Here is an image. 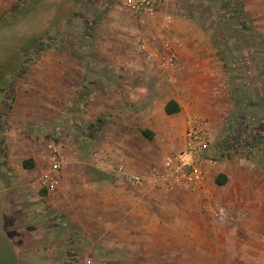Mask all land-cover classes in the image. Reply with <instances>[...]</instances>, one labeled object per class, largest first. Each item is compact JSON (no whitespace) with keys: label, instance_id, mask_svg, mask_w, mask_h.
I'll return each instance as SVG.
<instances>
[{"label":"crops","instance_id":"1","mask_svg":"<svg viewBox=\"0 0 264 264\" xmlns=\"http://www.w3.org/2000/svg\"><path fill=\"white\" fill-rule=\"evenodd\" d=\"M104 1L105 8L88 16L82 50L99 52L100 58L47 56L36 66L43 88L36 93L24 82L28 92L16 97L7 172L0 174V238L15 245L9 262L21 264L29 256L24 253L51 245L46 240H104L99 264H264V175L249 184L252 179L237 164L224 160L204 167V190L166 191L129 182L130 174L160 169L185 148L192 112L206 120L211 146L220 116L208 111L214 102L208 95L194 98L176 88L171 73L159 66L168 41L157 47L152 39L162 34L178 39L169 44L181 66L198 69L204 77L219 63L209 57L199 26L189 18L169 15L163 7L136 15L124 0ZM8 2L0 0V18ZM13 27L3 23L0 31ZM197 38L199 43L188 44ZM110 53L119 60L105 59ZM112 69L124 71L108 75ZM139 69L162 70L163 75L145 82L130 75ZM171 101L180 111L168 115ZM143 136L154 142L160 160H146ZM51 137L62 144L64 166L56 186L48 189L39 182L52 164L46 149ZM208 155L214 157L211 148ZM119 164L125 173L118 171ZM220 177L223 185L217 184ZM207 199L213 202L211 214L204 212Z\"/></svg>","mask_w":264,"mask_h":264},{"label":"rangeland","instance_id":"2","mask_svg":"<svg viewBox=\"0 0 264 264\" xmlns=\"http://www.w3.org/2000/svg\"><path fill=\"white\" fill-rule=\"evenodd\" d=\"M5 1L9 2L2 6L5 11L0 26L12 23L15 27L7 29V33L0 31V174L7 172L4 161L13 129L11 120L16 97L28 92L23 83L29 82L36 93L43 88L37 79L42 71L36 66L47 56L51 59L59 56L66 61H86L101 56L99 52L82 50L87 46L84 38L88 16L105 8L106 4L104 0H42L41 5V0ZM166 1L164 4V0H159L158 11L163 7L169 15L187 17L198 25V32L211 50L209 57L219 63L209 68L208 76L204 77L198 69L182 67L178 59L176 69H167L165 73L171 74L166 76H171L177 89L188 90L194 98L204 94L213 99V107L208 111L220 115L211 146L213 158L237 164L240 172L252 179L251 184L253 179L264 175V0ZM30 16L34 19L31 24L27 21ZM163 35L152 39L157 47L163 46L164 40L172 45L179 42ZM36 38L48 39L46 45L50 47L34 51L36 43L32 40ZM198 39L188 44L199 43ZM164 48L161 47V51L164 52ZM105 59L117 62L119 56L110 53ZM121 71L124 70L112 69L108 75L120 76ZM136 73L130 75H137L145 82L163 75L162 70L157 72L156 69H139ZM3 80L7 82L2 83ZM31 80L36 84H30ZM198 103L196 101L195 105L201 109L202 104ZM191 114L200 116L195 111ZM51 139L57 141L55 137ZM143 141L141 152L146 160L149 163L160 160L161 156L152 148L154 142L145 137ZM9 241L0 238V264H6L1 258L13 264L9 261L15 258L12 253L15 245ZM46 241L51 245L24 253L29 256L26 261L22 259L21 264H83L86 259H92L93 264L101 262L98 257H102L104 240ZM92 250L96 252L95 257Z\"/></svg>","mask_w":264,"mask_h":264},{"label":"built area","instance_id":"3","mask_svg":"<svg viewBox=\"0 0 264 264\" xmlns=\"http://www.w3.org/2000/svg\"><path fill=\"white\" fill-rule=\"evenodd\" d=\"M158 3L159 0H124V5L136 15L154 14L158 11ZM164 46L165 55L159 66L162 70H174L177 67V53L169 43L166 42ZM210 148L207 123L200 116L190 114L187 118L185 148L167 158L160 169L154 168L145 175L130 174L129 182L135 186L152 183L166 191L178 188L204 190L206 187L204 167L218 164L217 160L208 155ZM46 149L50 152L52 164L41 177L39 185L51 189L56 186L58 175L64 166L62 144L51 139L46 143ZM117 169L126 172V167L122 164H119ZM212 204V199H207L204 212L211 214ZM83 264H93V261L86 259Z\"/></svg>","mask_w":264,"mask_h":264},{"label":"trees","instance_id":"4","mask_svg":"<svg viewBox=\"0 0 264 264\" xmlns=\"http://www.w3.org/2000/svg\"><path fill=\"white\" fill-rule=\"evenodd\" d=\"M32 42L33 43H36V46H35V48H34V51H36V52H38V51H41V49H44V48H46V47H50V46H47L46 45V43H48L49 42V40L47 39V41L45 40V39H42V38H36V39H33L32 40ZM44 46H46V47H44ZM180 111V107H179V105L176 103V102H174V101H171L168 105H167V107H166V113L168 114V115H173V114H176V113H178ZM149 138H151V135L150 134H148V133H145ZM25 167H29V164H25ZM225 183V178L224 179H222V177H220L219 179H218V181H217V184H219V185H223Z\"/></svg>","mask_w":264,"mask_h":264}]
</instances>
